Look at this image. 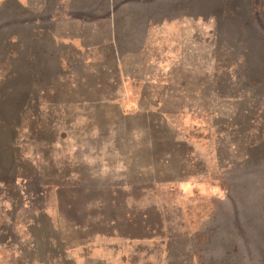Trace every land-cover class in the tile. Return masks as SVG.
<instances>
[{
	"label": "rangeland",
	"instance_id": "rangeland-1",
	"mask_svg": "<svg viewBox=\"0 0 264 264\" xmlns=\"http://www.w3.org/2000/svg\"><path fill=\"white\" fill-rule=\"evenodd\" d=\"M43 1L0 0V264H219L239 242L232 190L264 213L248 174L264 170V74L253 84L245 54L264 0L88 1L80 21L83 0ZM19 21L51 32L61 63L11 46Z\"/></svg>",
	"mask_w": 264,
	"mask_h": 264
},
{
	"label": "trees",
	"instance_id": "trees-1",
	"mask_svg": "<svg viewBox=\"0 0 264 264\" xmlns=\"http://www.w3.org/2000/svg\"><path fill=\"white\" fill-rule=\"evenodd\" d=\"M83 1H84V8L82 9L81 12H79L77 14L80 17V18H77L79 21L84 20V19L85 20L89 19L88 15H90V14L87 10L88 5H86L85 2H88V1L97 2V0H83ZM99 1H103V0H98V2ZM107 1L108 0H105L102 5L107 4ZM132 1L136 2V3L130 4L128 6L130 9H132L133 7H136V6H141L142 8H146V7H150V6L153 7L157 3L158 4L160 3V5H161L160 7L167 6V4H170V6H174V7L182 6L183 4H192L193 6H196V5L207 6V5H211L212 3H214L217 0H132ZM164 3L166 5H164ZM122 5L125 7L128 4L122 3ZM251 5H252V9L250 11V15H251L250 21L243 24V25H239V27H246V26L252 27L254 25V23L257 22L258 18L255 15V12L257 11L258 4L257 3H251ZM88 8H89V6H88ZM99 10H101V9H99ZM128 15L131 16L132 13L129 12ZM23 22L21 23L19 21V23L15 22V23L9 24L10 27L13 26L12 27L13 34H10V36H8L6 41H8L9 44H11V46L17 47V49H18L17 51H19V50L22 51V50H25L27 48V46H28V48H32V46L36 45V42L38 40V43L41 44V46L44 48V51L42 53L47 54V57L44 60L45 63H48V64L54 63V62H56V64L61 63L60 62V55L58 53L56 54L57 55L56 57L52 56L53 54H49V53L53 52L49 48L58 47V43L56 42L52 33L49 31H44L42 28H39L38 23L31 22V21L30 22L29 21L24 22V23ZM128 22H130V21H128ZM3 30H4V27L0 26V34L3 33ZM47 47H48V49H46ZM52 49L55 50V48H52ZM245 54H246V58H247V63L249 62L248 66L251 64L253 67L252 69H250V72L252 73V77L254 75H255L254 78L259 77L258 78L259 80H257V78H255V81L253 82V84L258 85V86L263 85L261 83V81H262L261 77H263V74H264V39L260 38V37L256 38L255 36H252L246 45ZM12 57L13 56H11V59H12ZM31 70L35 71L34 69H31ZM48 70L50 72L46 71V69H44V68H41L39 71H35V72L40 74V75L41 74L42 75H45V74L51 75V73H54L53 69L52 70L48 69ZM28 72H30V71L28 70ZM20 73H21L20 70L15 69V70H12L11 75L8 77L16 78L17 76L20 75ZM30 73H32V72H30ZM38 74H36L35 76H38ZM52 75L53 76H51V77L53 79L60 76V74H58L56 72H55V74H52ZM259 87H260V90L262 88L264 89V86L263 87L259 86ZM31 92L32 91H30V94L28 96H29V101L33 102L34 98L31 97V96H33ZM23 107H26V106L24 105ZM249 158L252 159V157H249ZM259 159H261L260 161H263L264 157H260ZM250 163H252L251 160L247 164H250ZM248 174H254L255 179H256V176H257V178H259L258 181L257 180L253 181V184L255 186L256 185L261 186L260 184H261V181L263 180V191H264V170H256V172L250 171V172H248ZM235 193H236V190L233 189L232 190V198H230V203H229L231 205L229 211L232 210V206H234V211L232 213H229L230 224L226 225L225 228L229 229V231L231 230L233 233V236L239 242H238V244L233 245V242H236L233 239L232 250L227 252L226 254L224 253L225 255L222 258L221 262H219V264H231V261H229V260H231V259L233 260L234 257H236L238 259L239 256L241 255V253H250L251 251L248 249L249 247L252 248V246H258L259 245V246H263L262 248H264V213L261 212V217H257L254 215L253 219H247L245 217V212H244L245 210L241 209L240 203L238 202V200L235 197ZM233 198H234V204H233ZM226 209L228 210V207H226ZM237 210H238V214H236ZM235 215L237 216V218ZM239 219H241V221ZM218 235H221L220 237L222 239H225L222 237V234H218ZM244 247H245V249L243 250L242 248H244ZM208 253L214 254V247L210 246ZM244 255L246 257V254H244ZM250 255L253 257V264H264V258H263V256L259 255V251L257 249H255L253 254H250ZM210 264H214V263H210Z\"/></svg>",
	"mask_w": 264,
	"mask_h": 264
},
{
	"label": "crops",
	"instance_id": "crops-1",
	"mask_svg": "<svg viewBox=\"0 0 264 264\" xmlns=\"http://www.w3.org/2000/svg\"><path fill=\"white\" fill-rule=\"evenodd\" d=\"M24 8H30V9H41L44 6V1L40 0L37 2V0H14ZM74 23H79L77 20H74Z\"/></svg>",
	"mask_w": 264,
	"mask_h": 264
}]
</instances>
